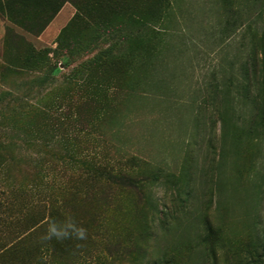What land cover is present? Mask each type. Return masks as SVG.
<instances>
[{
	"label": "rangeland",
	"instance_id": "1",
	"mask_svg": "<svg viewBox=\"0 0 264 264\" xmlns=\"http://www.w3.org/2000/svg\"><path fill=\"white\" fill-rule=\"evenodd\" d=\"M0 264H264V0H0Z\"/></svg>",
	"mask_w": 264,
	"mask_h": 264
},
{
	"label": "trees",
	"instance_id": "2",
	"mask_svg": "<svg viewBox=\"0 0 264 264\" xmlns=\"http://www.w3.org/2000/svg\"><path fill=\"white\" fill-rule=\"evenodd\" d=\"M154 21H155L154 23H157V22H159V19H155ZM155 29L156 28L153 26L152 27V32L153 33H154ZM159 29L160 28L156 29V31H160ZM157 33L155 35H157ZM120 179H121L123 184H126V186L136 189V182L133 180V176L132 175L123 174V175L120 176Z\"/></svg>",
	"mask_w": 264,
	"mask_h": 264
}]
</instances>
